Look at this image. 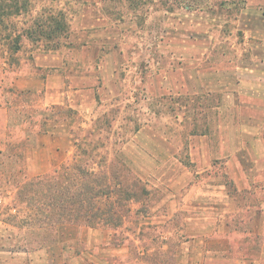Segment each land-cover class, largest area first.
I'll return each mask as SVG.
<instances>
[{"label": "rangeland", "instance_id": "obj_1", "mask_svg": "<svg viewBox=\"0 0 264 264\" xmlns=\"http://www.w3.org/2000/svg\"><path fill=\"white\" fill-rule=\"evenodd\" d=\"M255 1L0 0V243L41 237L21 186L75 164L95 175V226H56L54 264H200L204 245L188 238L226 222L246 233L239 188L254 205L264 173L254 150L229 154L253 129L227 138L220 120L234 114L220 107L235 99L207 90L236 55L239 9Z\"/></svg>", "mask_w": 264, "mask_h": 264}, {"label": "crops", "instance_id": "obj_2", "mask_svg": "<svg viewBox=\"0 0 264 264\" xmlns=\"http://www.w3.org/2000/svg\"><path fill=\"white\" fill-rule=\"evenodd\" d=\"M235 21L234 29L240 34L236 55L231 60H227L229 68H223L215 73L220 75L219 84H215L214 88L210 86L207 93L217 92L221 96V100L224 99L223 101H225L226 98V103H228L229 97H234L235 101L231 106L222 104L220 107L227 114H234L232 116L227 115L220 120L221 128L226 127L228 129L227 138L230 139L234 137V134L231 135V131L234 129L240 134L246 128L253 129V132L252 136L248 137H244L242 133L241 137L232 141L239 148H234L236 155L229 154V157L236 159V157L239 158L240 152L242 154L247 150H254L255 153L251 159L256 162L255 165L260 166L258 171L264 173V0L246 3L239 9ZM231 47L234 45L232 44ZM47 80V77L38 79V81L36 80L38 83L36 88L29 89L31 91L43 90L44 82L45 87H47ZM30 81L27 79V82ZM262 182H264V175H260L258 181V183ZM239 190L243 193L240 195L242 205L237 211H244L249 215V218L243 220V223L249 224L251 228L241 235L233 233L226 222L223 227L216 226L204 234L188 238V242L198 239L204 245L201 251L203 255L200 264H264V198L255 200L254 205L246 204L245 194L247 191L246 189L241 190V188ZM257 190L263 191L264 183L258 187L253 185L252 190H248V192L256 193ZM258 215L262 218L259 222L256 220ZM252 216H254L253 224L259 225L257 231L252 226ZM206 224L209 226L216 225V223L209 221ZM253 236H258L260 244L257 251L250 252L249 250L253 246L249 241ZM46 247L30 250L0 243V264H54L45 256L48 251ZM186 250L189 255L193 254L192 248L188 247Z\"/></svg>", "mask_w": 264, "mask_h": 264}, {"label": "trees", "instance_id": "obj_3", "mask_svg": "<svg viewBox=\"0 0 264 264\" xmlns=\"http://www.w3.org/2000/svg\"><path fill=\"white\" fill-rule=\"evenodd\" d=\"M45 125L46 121L41 126ZM39 132L46 133L47 131ZM35 134L39 133H32L33 136ZM30 142V137L27 136L23 145L27 146ZM62 169L65 170L67 167L63 166ZM105 186L108 187L106 184ZM21 187L20 196L21 192L26 191L31 194V200L35 201L32 204L36 210L35 215L40 217L29 225H37L36 231L41 237L34 238L32 242L29 241L28 245L19 243L12 244V247H23L30 250L44 248L51 242L50 235L60 224L95 226L90 218L93 216L91 210L96 202V180L89 168L75 164L69 176L66 171L60 175L36 176Z\"/></svg>", "mask_w": 264, "mask_h": 264}]
</instances>
